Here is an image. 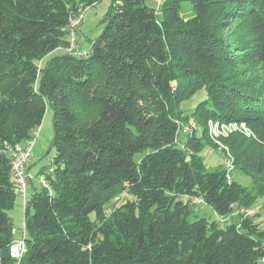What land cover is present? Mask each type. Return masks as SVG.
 <instances>
[{"label": "trees", "instance_id": "1", "mask_svg": "<svg viewBox=\"0 0 264 264\" xmlns=\"http://www.w3.org/2000/svg\"><path fill=\"white\" fill-rule=\"evenodd\" d=\"M91 1L0 0V264H264L252 219L240 229L220 220L253 207L246 186L228 185L203 159L215 145L210 120L245 123L255 137L223 143L264 195V95L234 73L252 56L264 62V30L255 46L228 37L243 16L264 18V0H166L161 18L145 0H112L90 49L70 51ZM48 109L53 162L30 180L26 252L16 260L18 197L4 150L26 143ZM191 119L198 131L187 134Z\"/></svg>", "mask_w": 264, "mask_h": 264}, {"label": "rangeland", "instance_id": "2", "mask_svg": "<svg viewBox=\"0 0 264 264\" xmlns=\"http://www.w3.org/2000/svg\"><path fill=\"white\" fill-rule=\"evenodd\" d=\"M112 0H92L90 4L82 6L80 18L75 22V28L77 31L76 36L71 38L74 41L75 46L79 45L84 50H89L92 43H94L101 35L105 28V17L109 12ZM166 0H145L147 6L154 8L158 16L162 15V4ZM180 15L183 20L190 21L195 17L194 6L191 1H184L181 4ZM264 18L260 14L243 16L234 23V30L228 35L232 41H238L241 43L250 44L255 46L257 36L263 32ZM82 52H85V51ZM252 56L248 59L246 64L240 65L234 70V73L238 75V80L241 82H248L250 87L255 90L256 93L264 95V62L255 60ZM198 99H203L204 94H198ZM194 103H185L182 105L184 110H193L196 105ZM53 112L48 109L45 118L41 125V132L37 138V146L34 148L33 155H35V161L42 169L46 166H50L53 162L54 150L52 149V140L54 136L53 130ZM208 138L213 143L210 136L208 125ZM207 146L203 159L207 165L209 172H215L219 168V160L216 158L218 153L217 147ZM234 178L239 184L245 185L246 190L250 193L253 199V206H261V210L258 215L252 219L253 224L256 225L258 231L264 232V195L258 194L253 187L252 182L248 177L243 175L242 172L237 171L234 173ZM38 185H40L38 183ZM37 185V186H38ZM41 186V185H40ZM39 188V186H38ZM117 195V196H116ZM115 203H120L124 198L122 191L116 194ZM201 205L200 208H203ZM205 214L210 220H216V216L210 207H206ZM10 216L13 220V228L15 231V238L21 239L25 233V207L21 199L18 198L15 208L11 211Z\"/></svg>", "mask_w": 264, "mask_h": 264}, {"label": "built area", "instance_id": "3", "mask_svg": "<svg viewBox=\"0 0 264 264\" xmlns=\"http://www.w3.org/2000/svg\"><path fill=\"white\" fill-rule=\"evenodd\" d=\"M75 22L73 23L74 27ZM75 49L76 46L74 44V41H71V48L69 50L72 51ZM85 54L86 52H82V55ZM40 128L41 126L32 132L31 138L26 143L17 144L15 146L6 145L4 150L11 158V174L14 182L15 193L17 197L21 199L24 207L27 206V203L30 198L29 189L31 176L28 172V163L33 158V151L37 144V138L39 137L41 132ZM208 129L213 143L215 144L218 150L216 158L219 160V167L222 168L225 174V180L227 184L231 185L235 179L234 173L236 172V163L229 147L223 143V140L228 139L232 134L236 132H240L247 137H255V135H253V133L245 123L239 122L222 123L219 121L210 120L208 122ZM194 131H198V126L196 121L194 119H191L189 121V124L185 127L184 132L187 134H192ZM50 172H52V170H50ZM38 183L42 187H47V180L45 179V176H40L38 179ZM195 202L197 204L199 203V201ZM261 208V206L236 207V210L232 215L223 217L220 220L222 222H229L233 217L235 223L238 224L237 228L240 229L241 223L244 220L253 219L254 217H256ZM15 234V231H13L14 236ZM25 236L26 229L23 238H15L12 242L10 246V255L13 259L21 260L23 255L25 254Z\"/></svg>", "mask_w": 264, "mask_h": 264}, {"label": "crops", "instance_id": "4", "mask_svg": "<svg viewBox=\"0 0 264 264\" xmlns=\"http://www.w3.org/2000/svg\"><path fill=\"white\" fill-rule=\"evenodd\" d=\"M37 146V145H36ZM35 155H33V158L29 161V163H28V172H29V174H30V176H31V179L34 181L35 180V177L37 176V174L39 173V171L41 170V169H39V167H38V165H37V163H36V161H35ZM33 181L30 183V189H29V196H32V194H33V189H34V187H33ZM35 182V181H34ZM33 184V185H32Z\"/></svg>", "mask_w": 264, "mask_h": 264}, {"label": "bare ground", "instance_id": "5", "mask_svg": "<svg viewBox=\"0 0 264 264\" xmlns=\"http://www.w3.org/2000/svg\"><path fill=\"white\" fill-rule=\"evenodd\" d=\"M34 152V151H33Z\"/></svg>", "mask_w": 264, "mask_h": 264}]
</instances>
